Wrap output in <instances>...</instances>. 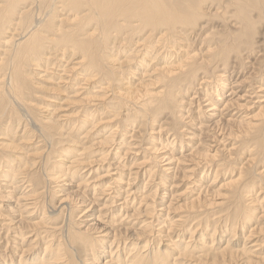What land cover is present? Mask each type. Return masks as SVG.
I'll return each mask as SVG.
<instances>
[{
	"label": "bare ground",
	"instance_id": "1",
	"mask_svg": "<svg viewBox=\"0 0 264 264\" xmlns=\"http://www.w3.org/2000/svg\"><path fill=\"white\" fill-rule=\"evenodd\" d=\"M21 1L22 3H20ZM24 1L2 0L0 2V29L4 28V26L7 28V25L4 23L5 19L14 12L19 19L15 25L22 30L20 38H17L12 43L14 44L13 48L9 51L4 50L7 59L5 61L2 58L0 59V71L2 70L3 72L0 79V111L7 108L13 111L16 109L15 106L19 110L22 109L21 106L30 109L28 103L24 105L22 100L19 101V99H22L20 98L21 91L23 92V89L31 82V76L26 70L27 66H35L40 60H44L46 62V70L50 66L57 65L55 64V60L51 61L53 58L57 59V63L58 57H65L68 54H81L79 60L73 63V65L69 66L70 63H67L62 67V74H55L56 79H58L56 84L62 83L63 85L77 81V86L73 88L74 95L72 97H77L78 99L73 100L83 105L76 112H79L81 117L83 116L86 125L91 124L86 134L95 130L94 135H96L99 134L100 130L106 128L103 123L112 121V118H115V115L118 114L113 113L110 120L97 119L96 117L99 111L97 106L103 105V100L108 92L107 88L110 86L109 81L106 84H102L101 81V84L96 88L97 90L92 89L93 91L88 86L96 79L97 74L104 77L102 67L98 65V54L102 50L108 52L110 50L109 44H111L110 42L113 39L114 43L112 45L115 44L113 47L117 50L123 49L122 52L126 48H130L129 54L131 52L135 53V56L140 58V64L145 68L153 62L156 65L153 64V66H149L150 68H143V72H139L138 69L136 70V67L139 66L135 65L134 68H131L133 70L131 73L135 75L134 78H131L127 83H122L124 86L122 85L120 90H115L111 93L112 98L117 99L115 101L119 105L121 104V107H124L127 103L135 105L133 109L135 108V111L140 114L139 118L141 122L137 129H134L135 126L133 124H124L122 128H126L129 125L131 128L127 129L125 134L122 133V138H119V133H117L119 132L120 125L109 126L107 128V135L103 139L98 140V145L105 148L99 158L91 160L84 158L85 147L78 148L77 144L66 133L61 132L59 134L61 138H59L60 140L57 139L54 144L61 143L62 145L64 143L66 145L63 150H57L61 154L57 155L58 158L61 156L65 157L63 161L58 160L60 162L58 164L63 166L64 174L57 176L56 173H51L49 176H46L47 183L59 178L62 180L61 178L63 177L65 182L61 184L68 186L71 184L70 177L79 176V179L74 185V190L60 194L61 190L57 191L55 188L57 194L61 196L59 204L56 205L55 209H47L48 211H45L43 208V213L38 218L39 220L32 221L33 217L36 218L37 215L35 214L40 208L37 205V197L43 191L38 192L34 188L32 176H21L22 173L20 171L22 168L20 169V167H9V169L4 170L5 172L3 171L0 174V177H2L0 178V197H9L8 200L14 197L13 206L5 203L0 204V230L4 229L6 231L5 237L2 236L5 239L4 242H6L5 248L2 250H6V253L2 255L1 252L0 264H94L96 255L93 254V251L90 252L92 249L89 248L90 244L87 240V233L91 229L95 230V226L100 221L101 224H98L97 227L98 231L95 232L97 235L93 237L92 241L97 243V253L99 255L101 252H105L106 258L102 264H184L180 261L182 255H186L185 251L190 252L187 255H195L198 248L202 251L201 248L207 245L205 242H199L201 246L192 242L191 237L193 238L195 233L196 235L199 234V226L191 231L186 241H182V252L177 251L178 256L174 257L170 263H166L165 260L161 259V255L165 256V252L160 253L159 251L150 255L151 257H146L140 252L132 255L134 251H130L131 253H128V256L124 257L121 255L120 247L122 244L124 247L126 246L125 240H140L144 234L158 237V244L166 239L170 241L173 235L179 237L181 228L186 224L190 216H184V218L183 216H178L179 218H175V216L169 217L167 214L166 218L161 219L163 221L159 220L155 224L157 231L154 232L152 230L154 226L153 218H156L158 214L154 212V209L158 208L155 210L167 211L170 205L167 203V199L173 198L172 192L170 193L168 190L174 185L173 181L176 180V176L180 177V180L183 179L181 181H184L185 179L189 180L188 177L191 176L194 178L198 169L201 171L199 177L197 179L194 178L195 180L190 182L196 187H192L189 190L192 192L190 194L193 195L192 197L190 196V208L202 206L208 209L214 205L216 207L222 205L223 200L221 199L224 198L222 194H213V191L207 188L208 185H203L200 179L205 176L208 170L212 169L211 166H214L213 162L222 154L224 156L222 158L223 164L232 159L231 152L237 146V144L231 143L232 136L235 138L238 135H243L244 137L248 135L250 137L254 136L256 144L262 148L261 151L264 150V52L257 54L256 52H259V50L253 51L255 45H264V32L260 36L262 41L253 40L257 26H264V0H30L31 6H36V14L24 9L21 11V7L18 5L23 4ZM56 10L63 11L62 15H65V17L57 18ZM217 18H222L221 21L224 22L221 26L224 32H221L220 29L218 30V35L215 34L218 31H212L215 29L211 26L213 25L212 22L220 21ZM201 19L203 20L200 22ZM12 30L15 32L16 28ZM136 37H138L137 41L133 42V38ZM212 40L215 41L214 44ZM195 41H201L199 45H203L199 53L197 52L199 49L194 50L190 48L191 50H188ZM139 44H143V47L139 48ZM110 48L112 50V47ZM50 49H53L52 52H49ZM127 50L126 52H128ZM7 51L10 53L7 54ZM230 51H232V54H236V56L234 55L235 57H239L237 61L235 57L231 59ZM251 53L257 54L253 62L250 59L248 60V54ZM171 56L172 59L170 60ZM109 57L113 58L111 55ZM124 57V60H129L127 58L128 55H124ZM230 59L232 62L235 61V63L227 70L224 67L228 65L227 63ZM261 60L263 61L262 66L260 65L256 71L253 66ZM248 64L250 71L247 69V71L243 72L242 69L248 68ZM210 65L212 67L215 65V69H218L219 66L223 68H219L220 71L216 73V78L214 77V87L208 86L209 84L207 85L209 83L207 75L201 76L197 80L199 72L204 73L201 70H209L211 68ZM110 71L113 72L112 70ZM146 75L147 77H145ZM196 80L200 81L198 83L200 91L199 89L198 91L195 90L192 97L188 100V109L184 111V108H181L182 103H184L181 98L183 86ZM78 82L81 83L78 84ZM158 84L161 89L154 90V88L150 87L151 85L156 86ZM175 87L179 89L175 90ZM87 92H89V95L91 94L88 97H86L87 95L85 96ZM194 103L199 111L197 117L201 115L204 118L202 121H200L201 119L198 121L197 134L211 136V142L207 145L205 151H197L196 146H199V142L196 140L194 132H189L191 135L182 134L186 130L180 127L181 130L177 131L181 132V137L179 138H183L185 141L180 140V153H174L175 148L173 146L176 142V136L175 134L169 136L168 132L169 137H167L166 132L171 130V128L169 124L167 127L165 120H161L156 127H149V137L152 145H148L143 149L149 154L145 157V160L129 165L126 163L129 159L132 146L135 144L130 142L134 141L135 138L138 139L144 132H147V130L145 131L147 123L154 121L157 114L168 111L172 117L171 119L177 117L180 120H185L190 117L187 115L192 111L190 105ZM235 103L238 106V110L231 113L230 107L235 106ZM219 104H221L220 107H218ZM91 106L94 107L92 108ZM104 106L103 108L106 109ZM243 107H253L257 110L251 116L248 114L241 115L238 111ZM200 110H202L201 114ZM53 113L54 111L51 112V114ZM66 114L58 116L56 114V118L50 114L49 116L46 115L44 117L46 118L45 121H47L43 122L42 126L40 122L39 126L44 131L49 130V133L52 128L53 131L55 130L56 135V133L63 130V125L66 123L64 122L66 121ZM151 117L155 118L151 120ZM237 117H240V119H237ZM122 118L123 123L127 120L128 116L125 114ZM76 121L79 124L81 119L77 116ZM76 124L70 129L71 132L76 127ZM237 132L240 134L237 135ZM50 135H46L45 138L47 136L50 137ZM173 135L174 138L170 139ZM55 138L57 137L55 136ZM161 138H165L163 139L165 141L162 142ZM154 141L157 142L154 143ZM7 145L4 141L0 142L1 149H6ZM255 152L253 153L255 154ZM53 154H56V152ZM125 159H127L126 162H124ZM251 160L250 156H243L241 160L243 161L242 166L249 164V162L251 163ZM240 167L238 166V168ZM100 169L101 171H99ZM241 169L238 170L235 179L221 184L229 187V194L236 199L242 196H245V198L249 197L250 195H243L242 192L253 182L252 180L250 181L251 183L244 181L247 177L245 178V175H242ZM218 170V168L214 170L213 180L211 179L210 185L215 182L214 178L218 175ZM29 174L31 175V172ZM90 175H95L94 179H91L93 177H90ZM145 175H147L148 179L144 185L149 183L150 179L155 176L158 177L157 182H155L158 189L160 188L159 192L154 191L145 194V190H142V193L139 194L138 179ZM256 175L262 178L264 176V168H259ZM18 176L21 177L19 178ZM178 177L177 179H179ZM170 182L173 185L171 187L166 186V183ZM162 189L165 191L162 192ZM196 189L198 191L195 192L194 190ZM17 190H20L18 195H16ZM14 192L15 194L13 195ZM203 193H210L211 198H203ZM224 194L226 193L224 192ZM259 194L260 191H258ZM106 195H108L107 198ZM100 199L105 201L97 204ZM252 201L254 202V200ZM255 201H257V198ZM77 205L82 206L83 209H81L79 217H76L80 219L78 222L73 223L69 220L68 223L61 225L44 226L46 218L57 216L56 213H60L64 209H68L69 213L67 214L70 218V211L73 206ZM135 205H138V207H135ZM140 206H144L145 212L149 215L147 219L141 220L139 228L142 229L138 231V228L132 227L134 223L131 222L133 216L139 214L137 208ZM47 213H49V216L46 215ZM243 213L242 210L238 209V217L234 219L235 223L238 221L239 215ZM245 213L248 214L246 211ZM227 215L224 217V213H219L214 216L215 226L211 234L205 233V231L200 232L198 238L203 241L206 234V236H212V240L210 238V248L214 244L217 246L212 249L211 252L213 253L211 255L198 253L199 255H196V257L200 258H195L194 264L195 262L197 264H200V262H203L201 264H264V256L258 254L262 251V245L253 237L254 232V235L257 232L256 227L251 228L250 225H247V221L246 224L243 222L244 227L249 229L241 232L240 242H242L240 243L235 240L237 235L236 226L238 225H235L234 222H232L233 227H230L233 228L231 234H225L228 228L224 225L227 222L233 221ZM242 217L245 218L244 216ZM116 218L119 221L115 222ZM259 230L261 229L259 228ZM152 232L154 233L151 235ZM216 232L218 236L216 243H214ZM55 235H59V238H61L56 244H54L56 241ZM44 236H50L51 238L46 240V245H44L43 253L40 256V250H37V246ZM122 238L125 239L121 241ZM223 240H225V244L222 246ZM108 241H110V245L108 246V251L106 250L107 253L104 250L101 251L103 248L100 245L102 243L106 244ZM81 251H83V255L79 256L78 252Z\"/></svg>",
	"mask_w": 264,
	"mask_h": 264
},
{
	"label": "rangeland",
	"instance_id": "2",
	"mask_svg": "<svg viewBox=\"0 0 264 264\" xmlns=\"http://www.w3.org/2000/svg\"><path fill=\"white\" fill-rule=\"evenodd\" d=\"M1 1L2 0H0V2ZM29 1L30 0H25L23 2V4H20L18 6L21 7L20 8L21 11H22V9H24L25 11H28V12H31V13H35L36 12V9H35L36 6H33V5L31 6V3ZM20 3H22V1ZM16 9H18V8H16ZM55 12H56L57 18L65 17V15H62L63 11H57L56 10ZM8 18H9V20H7ZM15 18H17V19H15ZM217 19L220 20V21L212 22L213 25H211V26L215 29V30H212V31L216 32V31L221 29L220 31L224 32V30H222L223 27H221L223 25L222 23H224L223 21H221L222 18H217ZM202 20L203 19H201L200 22ZM18 21H19V19H18L17 14H15L13 12L12 14H10L9 17H7L5 19L4 23H5V25H7V28H6V26H4V28L0 29L1 30L0 31V38H1L0 39V59L2 58V59H4V61H5V59H7L6 58L7 55L4 54L5 53L4 50H8V51L11 50L13 48V45H14L12 43H14V41H16L17 38L19 39L20 36H21L20 32H22V30L17 25H15L16 22H18ZM13 27L16 28L15 32H17V33H15L14 30H12V29H14ZM256 29H257V31H256V33H255V35L253 37V40L262 41V38H260V36L264 32V26L263 25H258ZM218 33H219V31L216 32L215 34L218 35ZM216 37H218V36H216ZM137 38L138 37L133 38L132 41L135 42V40ZM214 40L216 41V39H214ZM214 40H212L213 44L215 42ZM5 41H7V42L5 43ZM198 42L199 41H195L194 44H191V46L188 48V50L190 51L191 49H194V50H198L199 49L197 51L199 53L200 50L203 48V45L202 46L199 45L201 41L199 43ZM110 43H111V44H109V49L110 50L108 51L110 54L107 51H104V50H102L98 54V63H99L98 65H100L102 67V71H103L104 77H102L99 74H97V77L98 76L99 77L98 78L96 77V79L93 80L88 85L89 87H91L90 90L93 91V90H97L96 88H98L97 86L101 84V81H102V84H106V83H108V81L110 82V86H109V88H107V90H108V92L106 94L107 98L106 97L104 98L103 105H101V106L98 105L97 106L99 111H98V113H97L98 115H96V117H97V119L98 118H102L103 120H107V119L110 120L111 119L110 117L113 115V113H118V114L115 115V118H112V121L110 120V122L103 123V125H105L104 127H106L105 129H103L104 131L100 130V128H103V127H100L99 128V130H100L99 134L94 135V131L95 130L93 132H90L89 134H86V131L91 127V124L86 125V121L83 120V116L81 117L79 115V112H76L83 104L77 103V102H75L73 100V99H78L77 97L76 98L72 97V95H74L73 88H75L77 86V81L73 82V83L63 84V85H62V83L56 84L58 79H56L55 74H58V75L62 74L61 73L62 67L65 66L67 63H70L69 66L73 65V63H75L76 61L79 60L81 54H77V55L68 54V55H65V57L64 56L58 57L59 59H58L57 63H56L57 59H54L52 57L53 59H51V61L55 60V64H57V65L56 66L55 65L54 66H50L46 70H45V65H46L45 63L46 62L44 60H40L39 63H37V65H35V66H33V65L27 66L26 65L27 66L26 70L31 76L30 77L31 82L28 80V82H30V83H28V86H26L23 89V92L21 91L20 98H22V99H19V101L22 100V102H24V105H25V103H28L29 104L28 107H30V109L27 108V107H22L21 106L22 109L19 110L15 106L16 109H14L13 111L10 108L9 109L7 108L5 110L0 111V114L2 113L1 116H0V136H1L0 142L4 141L6 144H8L7 145L8 147H6V149L5 148L4 149L0 148V155H1L0 156V174L4 170L9 169V167L10 168H18V167H20V169L22 168V170L20 171V173H22V175L21 174H19V175H21L22 177L25 176V175H28L30 177L32 176V182L34 184V188L38 192H40L41 190L43 191L42 193H39V195L37 197V201H38L37 205L40 208L38 209V212H36V214H35V215H37L36 218L33 217L34 219H32V221L39 220L38 218L42 215L43 208H44L45 211L47 209L48 210L55 209L56 205L59 204V200H60V197H61L60 194L61 193H65V192L70 191V190H74L75 189L74 185L76 184V182L79 179V176L70 177L71 184H69L68 186L67 185L63 186L61 184V183L65 182V180H63V177L61 178L62 180H60V178H59V179L55 180L56 182L52 180V181L47 183V179H46L47 177L46 176H49L51 173H56L57 176L60 175V174H64L63 166L61 164H58V163H60L59 161H63L65 159V157L61 156L60 158H58L57 155H61V154L58 153L57 150H63L66 147V145H64V143H62V145H61V143L60 144H54L57 141V139L61 138L60 137L61 135H59V134H61V132L64 133V134L66 133L70 138H72L74 143L77 144V145L76 144L75 145L78 148L79 147H85V151L83 153V157L91 160V159L99 158V156L101 155L102 151L105 149V148H102V146L98 145V140L99 139H103L105 137V135H107V128L109 126L120 125V127L118 129L119 132H117V133H119V135H120V136L118 135V137L122 138L123 134H125L127 129L131 128L130 127L131 124H133V126H135L134 129H137L139 127V125H140V122H141V119L139 118L140 114H138V112L135 111V108L133 109V107H135V105L133 106V104L129 105L127 103V104H125L124 107H121V104L119 105L115 101L117 99H113L112 98L113 96H112L111 93L113 91H115V90H120L122 85L124 86V84H122V83H127L128 81L131 80V78H134L135 75H133L131 73L133 71V70H131V68H134L135 65L139 66V67H136V70L138 69L139 72H141V71L143 72V68L146 69L149 66H153V64H155V62L151 63V65L146 66V68H145L143 65L140 64V61H139L140 58L139 57L137 58V56H135V53L131 52L129 54V52H130L129 49L130 48H126L125 51L122 52L123 49L122 50H117L115 47H113L115 45V44L112 45L114 43L113 39L111 40ZM139 46H140L139 48H141V47H143V44H139ZM110 47H112V50H111ZM52 50L50 49L49 52L50 51L52 52ZM126 50L128 52H126ZM257 50H259V52H256L257 54L258 53H263L264 52V45H262V44L261 45H255L253 51L255 52ZM8 51L6 52L7 54L10 53ZM122 53H125V54H122ZM253 53L248 54V56H249L248 60L250 59L252 62L254 61V58L257 56V54L254 55ZM229 54H230V57H232L231 59H234V57L236 56V54H232V51H230ZM110 55L113 56V58H110L109 57ZM124 55H128L127 58L129 60H126V59L124 60V58H125ZM172 56H171L170 60L172 59ZM132 58H133V60H132ZM231 59L229 60L230 62L228 61V63H227L228 65H226V67H224L227 70H229L228 68H230V66H232L235 63V61L232 62ZM238 59H239V57H235L236 61ZM157 61H158V59H157ZM262 63H263L262 60L256 62L255 63L256 67L253 66V68L257 71L258 70L257 68L260 67V65L262 66ZM214 66L213 67L211 66L212 69L210 68L209 70H206L207 72L204 71V70H201L204 73L199 72V75L197 76V80H198V78H201V76L203 77V76L207 75V79L209 81V83H207V85L209 84L208 86L214 87L213 81L216 78L215 77L216 73L218 71H220L219 68H222V66H219L218 69H215ZM83 69H84V67H83ZM247 69H249V64H248V68L242 69V71L243 72L247 71ZM110 70H112L113 72H111ZM249 71H250V69H249ZM1 73L3 74L2 70L0 71V79L2 77ZM86 73H87V70H86ZM145 77H147V75ZM197 80L196 81H191V83H188L189 85L188 84H185V86L182 85L184 88L182 87L183 88V90H182V94L183 95H181V98H182V102H184V103H182L183 105H181V108H184V111H186L188 109V107H189L188 106V102H189L188 100L192 97V95L195 92V90L198 91V89H199V91H200V88H198L199 87L198 83L200 81L198 82ZM81 82H78V84L81 83ZM150 87L154 88V90L161 89L159 84L156 85V86H152L151 85ZM178 89H179L178 87H175V90H178ZM87 93H85V96L87 95L86 97L91 95V94L89 95V92H87ZM107 95H109V96H107ZM81 97H83V96H81ZM70 98H72V99H70ZM105 103H106V105H105ZM242 104H244V103H242ZM236 105L237 104L235 103V106L230 107L231 113L235 112V110H238L237 109L238 106H236ZM59 106H60V108H59ZM103 106L106 107V109H104ZM190 106H191V110L192 111H190V114L187 115V116H190V117L186 118L185 120H180L177 117H174L175 120L171 119L172 117L168 113V111H164L162 113L157 114L155 116L156 118L155 117H151V120H153V118H155V119H154V121H150V122L148 121L149 123H147V125L145 127V131L147 130V132H144L143 135H141L142 137L141 136L138 137L139 140L137 138H135L134 141L130 142L132 144L133 143H135V144L133 146H132V144H130L132 146L131 153H130V155L128 157L129 158L128 161L126 162L127 159H125L124 162L128 163V165H129V164H132V163H138V162H140L142 160H145V157H147L149 154L147 153V151H144L143 149H144V147H146L148 145L149 146L152 145L151 139L149 137L150 136L149 127L150 128L156 127V125H159L161 120H165V123L167 124V127H168V124H169V127L171 128V130L166 132L167 137H169L171 134H175V136H176V139H175L176 142H175V144L173 146L175 148L174 153L175 152L178 153V154L180 153V147H179L181 145L180 140L181 141H185L183 138H179V137H181V134H180L181 132H177V131H180L181 128L186 130V131H183L182 134H190V133L194 132L196 134L195 138L199 142V146H196L197 151L198 150H200L201 152L205 151V148H207V145L211 142V136L205 135V134H200V135L197 134L198 132H196V131L198 129L197 128L198 121L200 119H201L200 121H202L204 118L201 115H200V117H197V113H199V111L197 110V107H196L195 103L191 104ZM220 106H221V104H219L218 107H220ZM91 107L93 108L94 106H91ZM56 108H57V110H56ZM52 109H55V110H53L54 111L53 114H51V112H53ZM59 109H60V111H59ZM256 110L257 109L253 108V107H251V108L243 107V108L239 109L238 113L240 112L241 115L242 114H248L249 116H251V114L255 113ZM182 111H183V109H182ZM201 111L202 110H200V114H201ZM65 113H67L66 114L67 115L66 121H64L66 123H64V125H63V128H62L63 130H61L60 132L56 133V135H55V130L53 131L52 128L50 129V133H49V130H45L44 131V130H42L40 128L39 125L42 123L41 124V126H42L44 124L43 122L47 121V120L45 121L46 115L49 116V114H50L51 116H53V117L55 116L54 118H56L58 115L65 114ZM56 114H57V116H56ZM68 114H69V116H68ZM125 114L128 116V118H127V120H125L122 123V120H123L122 117H124ZM74 115H76V116H74ZM77 116L79 117V119H81L79 124H78V121L75 122V119L77 118ZM196 117H197L198 120L196 119ZM240 117H237V119H240ZM31 118H32V120H31ZM189 119H191V120L188 121ZM63 120H65V119H63ZM63 120H61V121H63ZM73 121H74V123H72ZM75 123H77L75 125L76 127H74L72 132H71L70 129L73 127V125ZM35 124H37V125H35ZM45 124H47V123H45ZM124 124H126V125L130 124V125L128 127L126 126V128H122L124 126ZM172 125H173V127H172ZM79 127H80V129H79ZM93 129H91V130H93ZM46 131H48V132H46ZM168 132H169V136H168ZM50 134H52V135H50ZM238 134H240V133L237 132V135ZM46 135H50V137H53V138H50L49 136H47L48 137V139H47V137L45 138ZM55 136L57 138H55ZM164 137H166V136H164ZM172 138H174V135L171 136L170 139H172ZM161 139H162V142L165 141V140H163L165 138H161ZM156 142L157 141H154V143H156ZM231 143H234L235 145L237 144L236 149H234L231 152L232 159H230L229 161L225 162V164H223L222 163L223 162L222 158L224 156L222 154L220 157L217 158V160H215L213 162L214 166L213 165H212L213 167L211 166L212 169L210 168L211 170H208V172L205 173V176H203L200 179V181L202 182L203 185H205V186L208 185L207 188H209L211 191H213L212 192L213 194H218V195L222 194V196L224 197V198L221 199V200H223L222 201L223 202L222 205L217 206V207L215 205L214 206L212 205L213 207H209L208 209H205L202 206H200V207L198 206L196 208H190L191 207V205H189L190 196L192 197L193 195L190 194L192 192H190L189 190L192 187H194V185H192L190 182L194 181L195 180L194 178L197 179L199 177V175L201 174V171H200V169H198L197 172L195 173L194 178H193V176H191L192 178L188 177V179L190 181L186 180V179L184 180L185 182L181 181L183 179L180 180V177L176 176V180L173 181L174 185L171 182L170 183H166V186H168V187H171V185H173L171 187V189L168 190V192H170V193L172 192L173 198H171L170 200H169V198L167 199V201H168L167 203L170 204L169 207L167 208V211L155 210V209H158V208L154 209V212L158 213V214H157L156 218H153L154 219V222H153L154 226L152 227V230H154V232L157 231V229H156L157 227L155 226V224H157L159 222V220L163 221L161 219L166 218L168 215H169V217L175 216V218H179V217H182V216L184 218V216H190L188 218L186 224L181 228V231L179 232L181 234H179V237H176L175 235H173L170 238L171 239L170 241H168L166 239V240H163L162 242H160V244H158V242H159V238L158 237H155L154 235L150 236L148 234H144V236H141L142 238L140 240H135V239H132V240H129V241L125 240L126 246L124 247V245L122 244L121 247H120V251H121V255L122 256L126 257V256H128V253H131L132 251H134V253L132 255H135L138 252H140L141 254L145 255L146 257L147 256L151 257L150 255H152L153 253L155 254V253L160 251V253L161 252L162 253L165 252V256L161 255V259L165 260L166 263H170V262H172V259L174 257L178 256L177 255V251L182 252V247H183V242L182 241H186L188 239V236L190 235L191 231L195 227L199 226V232H198L199 234H200L201 231H205V233H210V234L212 233V231L214 229V226H215V220L213 218H214V216H216V214L224 213V217H225L229 213L227 216H228V218H231L233 221H230L229 223L227 222V224L224 225V226L228 228V231H226L225 234L226 235L231 234V232L233 231V228H230V227H233L232 222H234V219L236 217H238L237 216L238 215V209L242 210V212H244V213L242 215H239L238 221L240 223L238 221H237L238 223L236 222L237 224L234 222L235 225H238V226H236L237 235L235 237V240L240 242L241 232L246 230V229H249L247 227H244L245 225H244L243 222H245V224H246V221H247L248 222L247 225H250L251 228H253L254 226L256 227V231L257 232H256V235H254L255 234V232H254L253 237L257 240V242H260V244L262 245V251L260 250L261 253H258V254H260L261 256H264V251H263L264 250V246H263L264 243H262V241H264V199H263L264 198L263 197L264 196V179H262V178H264V176L262 178H260V177H258L256 175V172H258L259 168H261V167L264 168V154H263L264 150L261 151L262 148L259 147L256 144L254 136L250 137L248 135V136L244 137L243 135H238L236 138L234 136H232L231 137ZM241 143H242V145H241ZM125 144H127V143H125ZM10 145H11V147H10ZM127 145H129V144H127ZM136 145H138L139 147L136 146ZM239 145H241L243 148L241 146H239ZM243 145L246 146V147H244ZM134 147H136V148H134ZM54 148H56V149H54ZM86 148H87V150H86ZM137 150H139L138 153H137ZM235 150H237V151H235ZM255 150H256V152H255ZM55 152H56V154H53ZM182 152H183V149H182ZM253 152H255V154ZM257 155H258V157H257ZM243 156L244 157L250 156L252 158L251 163L249 162V164L242 166L243 161H241V160L243 159ZM17 157H19V158H17ZM253 159H255L256 161L255 160L253 161ZM260 162H262V163L259 164ZM12 166H14V167H12ZM238 166L239 167L241 166L240 168H242L241 169L242 175L243 176L245 175L244 176L245 178L247 177L246 179H244V181H247V182L249 181V183H251L250 182L251 180L253 181L248 186V188L245 191L242 192L243 195H246V194H247V196L250 195L247 198H245V196H242L241 198L237 197V199H236V198L232 197V195L229 194L230 193L229 187H227L225 185H221L222 183H225V182H227L229 180H233V179H235L237 177V172H238V170H240V168H238ZM217 168L219 169L218 172H217L218 175L214 178L215 182H213L210 185L211 179L213 180L214 170H216ZM255 170H257V171H255ZM99 171H101V169ZM30 172H31V175L29 174ZM207 173H208V175H207ZM206 175H207V177H206ZM21 176H18V177L20 178ZM64 176H66V175H64ZM252 176H253V178H255L254 180H253ZM90 177H93L91 179H94L95 175L94 176L90 175ZM177 177L179 179H177ZM0 178H2V177H0ZM157 178L158 177L155 176L154 178H152L153 180L150 179L149 183H147L146 185H144V183L148 179L147 175H145V176L141 177L140 179H138V184L137 185H138V188H139L138 189L139 194L142 193V190L143 191L145 190V194H149V193H152L154 191L155 192H159L160 188L158 189V187L156 185ZM247 179H249V180H247ZM47 184H49V185H47ZM220 185H221V187H219ZM144 186H145V188H143ZM174 186H175V188H174ZM186 187H188L187 190H186ZM55 188L57 189V191H59V189L61 190V192H59L60 194H57ZM194 188H196V187H194ZM19 191L20 190H17V192L15 191L17 193L16 195L19 194ZM164 191L165 190L162 189V192H164ZM194 191L196 192L198 190L196 189ZM258 191H260L259 195H258ZM15 192L13 193V195L15 194ZM224 192L226 194H224ZM202 196H203V198L204 197L208 198V199L211 198L210 193L209 194L208 193H203ZM107 197H108V195H106V198ZM250 197H251V199H250ZM8 198H6V197L1 198L0 197V204H4L5 203L7 205L13 206L14 205V202H13L14 197H11L10 200H8ZM256 198H257V201H255ZM249 200H250V202H249ZM252 200H254V202ZM103 201H105V200L100 199L97 202V204H101V203H103ZM44 203H45V205H44ZM246 204H248V205H246ZM136 206L138 207V205H135V207ZM158 207H160V206H158ZM73 208L70 211V218H69V216L67 214V213H69L68 209H66V210L64 209L63 211L60 210L61 211L60 213L59 212L56 213L57 216H49V213H47L46 215H48L49 217L46 218L44 226L47 227V226L61 225L63 223H68L69 220H71L70 222H73V223H76V221L78 222L80 219H77V218L79 217L80 212L83 210L82 206L77 205V206H73ZM137 209L139 211V214H136L135 216H133V220H132L131 223H134L133 226H132L133 228H138V231H140L142 229V228H139V226L141 224V220L147 219L149 214H147V212H145L144 206H140ZM244 210L246 212H248V214H246ZM242 216H244L245 218H243ZM66 217H68V218H66ZM117 221H119V220L116 218L115 222H117ZM135 222L136 223L138 222V224H136ZM199 222H200V224H199ZM98 224H101V221ZM98 224L95 226V230L91 229L87 233V235H88L87 240H88V243L90 244L89 248L92 249V250H90V252L93 251V254L96 255V258H95V260L93 262L94 264H102L104 259L106 258L105 254H104L105 252L104 253L103 252H101V253L99 252L100 255L97 253V245H96L97 243H94L92 241L93 237H95L97 235V233H95V232L98 231V229H97ZM235 225H234V227H235ZM204 228H205V230H204ZM259 228L261 230H259ZM0 231H1L0 232V254L2 252V255H5L6 250L5 251H3V250L5 248L6 242H4L5 239L3 237H5L4 235H5L6 231L4 229H2ZM154 232H152L151 235ZM199 234L196 235V233H195L193 238L191 237L193 244L201 246V244H199V242H201V243L205 242L207 245L205 247L201 248L202 251H200L199 248H198V251L196 250L197 254L194 253L195 255H192V254L191 255H187L190 252L185 251L186 255H182V259L179 258V259H181L180 262H183L184 264H194V261H196L195 258H198V259L200 258V257H196V255L198 256L201 253H202V255L204 253L205 254L207 253V254L211 255L213 253L211 251L217 245L214 244L211 248L209 247V245H211L210 244L211 243L210 238L212 240V236L211 235L210 236L209 235L206 236L207 235L206 234L204 236L205 240L203 241L202 239L198 238ZM217 236L218 235H217V232H216V234L214 235V238H215L214 243H216V241H217ZM146 237H148V238H146ZM50 238H51L50 236H48V237L44 236V238H42L40 243L38 244L37 250L38 251L40 250L39 251L40 252L39 253L40 256L43 253V247H44V245H46V240H48ZM151 238H152V240H151ZM177 238H178V240H176ZM196 238H198V239H196ZM55 239H56V241L54 240L55 241L54 244H56V242L59 241L61 238H59V235H55ZM124 239L125 238H122L121 241L124 240ZM147 240H148V242H146ZM223 241L224 242L221 244L222 246L225 244V240H223ZM91 243H93L92 247H91ZM109 243H110V241H108L106 244L102 243L100 245L103 248V249H101V251H103V250L104 251H106V250L108 251V246L110 245ZM169 246H172L173 248L172 247L169 248ZM123 247H124V249H123ZM131 248H133V249H131ZM75 249H76V247H75ZM174 249H175V251H174ZM195 249H197V248H195ZM107 251H106V253H107ZM186 252H188V253H186ZM166 254H168L169 256L166 255ZM78 255L82 256L83 255V251L78 252ZM170 259H171V261H170ZM179 259H177V261H179ZM185 261H187V262H185ZM180 262H178V263H180ZM201 263H203V262H200V264ZM195 264H197V262H195Z\"/></svg>",
	"mask_w": 264,
	"mask_h": 264
}]
</instances>
